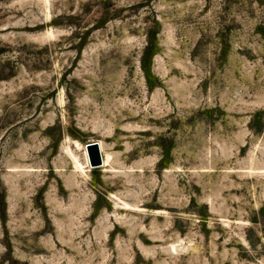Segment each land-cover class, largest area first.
Returning <instances> with one entry per match:
<instances>
[{"label":"rangeland","instance_id":"rangeland-1","mask_svg":"<svg viewBox=\"0 0 264 264\" xmlns=\"http://www.w3.org/2000/svg\"><path fill=\"white\" fill-rule=\"evenodd\" d=\"M0 264H264V0H0Z\"/></svg>","mask_w":264,"mask_h":264},{"label":"water","instance_id":"water-1","mask_svg":"<svg viewBox=\"0 0 264 264\" xmlns=\"http://www.w3.org/2000/svg\"><path fill=\"white\" fill-rule=\"evenodd\" d=\"M86 150L89 158V162L91 166L100 165L99 152H98V144L90 143L86 145Z\"/></svg>","mask_w":264,"mask_h":264},{"label":"bare ground","instance_id":"bare-ground-1","mask_svg":"<svg viewBox=\"0 0 264 264\" xmlns=\"http://www.w3.org/2000/svg\"><path fill=\"white\" fill-rule=\"evenodd\" d=\"M90 140V139H89ZM74 144H75V147L76 148H79L81 145L79 144V143H77V142H73ZM91 143H96V142H91ZM98 145H99V148H100V150H103V149H101V146H100V143L98 142L97 143ZM74 147V148H75ZM79 150V149H78ZM77 151V150H76ZM104 152V151H103ZM80 153V152H79ZM83 153H84V161H85V163H87L88 164V154H87V150H86V146H83ZM105 153V152H104ZM100 154V153H99ZM108 154V153H107ZM78 156H79V154H77ZM83 155V154H82ZM103 155V154H102ZM82 158V157H81ZM108 158H109V155H105V157L103 158V160H102V164H107V162H108ZM73 160H75V165H76V167L79 165L78 164V162L76 161L77 159H73ZM79 162H81L80 160H79ZM81 163H83V161L81 162ZM80 163V164H81ZM86 165V164H85ZM80 168H81V166H80ZM86 168V167H85ZM80 170V169H79ZM82 171H84V170H82Z\"/></svg>","mask_w":264,"mask_h":264}]
</instances>
